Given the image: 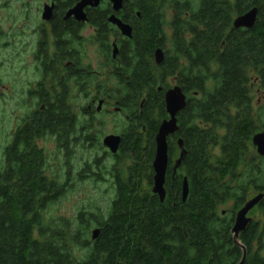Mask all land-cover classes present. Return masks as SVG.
<instances>
[{"label":"trees","instance_id":"trees-1","mask_svg":"<svg viewBox=\"0 0 264 264\" xmlns=\"http://www.w3.org/2000/svg\"><path fill=\"white\" fill-rule=\"evenodd\" d=\"M122 6L148 19V35L140 25V34L132 38L146 35L149 42L135 44L131 57L127 54L133 74L129 87L118 91L122 111L133 96V137L131 149L124 144L115 157L110 205L106 211H79L72 219L51 214L71 184L68 172L61 181L50 171L38 140L54 135L65 161L73 157L71 140L66 110H37L0 150V264H239L242 248L243 264H264L259 252L264 223L261 229L251 222L239 234V245L232 234L235 213L249 192L264 193V158L249 149L254 118L246 86L249 75L264 76V0H123ZM164 7L173 10L170 50L156 67L152 55L165 37ZM252 8L257 9L255 26L234 29L233 18ZM175 74L187 95L178 116L184 169L172 178L167 168L160 202L151 191L152 161L154 134L166 116L156 78ZM143 90L147 99L139 115ZM122 132L126 139V127ZM175 156L171 141L169 161ZM84 167L79 178L99 175L86 172L100 168L96 159ZM183 178L188 185L184 202ZM228 202L231 207L220 210ZM257 207L264 217V198ZM93 226L99 229L95 240L92 231L89 236Z\"/></svg>","mask_w":264,"mask_h":264},{"label":"flooded vegetation","instance_id":"flooded-vegetation-1","mask_svg":"<svg viewBox=\"0 0 264 264\" xmlns=\"http://www.w3.org/2000/svg\"><path fill=\"white\" fill-rule=\"evenodd\" d=\"M80 1L47 0L42 6L34 8V11L32 7L24 9L23 19L33 21L29 33L30 41H33V48L27 55L32 62L33 81L29 83L25 90L20 91V108L23 109V113L18 116V121L14 125L9 141L15 133H22L28 124V116L34 117L37 110L44 112L45 109L51 106L66 110L68 118L66 133L68 140H71L70 146L72 147L70 148L68 145V149H71L70 153L72 155L79 148L92 149L93 147H99L104 150L103 154L106 158L115 161L116 155L124 144H126V148L131 149V138L133 137L135 107L133 96L129 94L127 98L126 111H122L123 108L119 104L118 97L119 88H123V85L129 87V77L133 74L131 58L127 59V54L130 56L135 44H148L149 41L146 35H148L149 22L143 15L142 18L140 12L134 7L122 6L119 11L115 12L110 0H100L96 6H83L81 16L72 14ZM163 10L164 20L167 12L171 11L170 17H173V10L167 7H164ZM112 17L131 28L130 38L121 35L118 27L110 21ZM131 19H134L135 22L131 23ZM140 25L142 33L146 35L145 37L136 36L135 41H133L134 34H140ZM162 28L165 37L161 40L159 47L154 49L152 55L156 67L163 64L170 50L168 42L171 39V29L167 25ZM167 29L169 33L166 32ZM19 35H21L20 30ZM115 48L116 54L114 56L113 51ZM157 50L162 53V62L159 65L155 63V52ZM248 78L246 86L248 88L251 114L254 118V132L250 139L249 149L251 155L264 158L258 155L256 147L252 144L255 135L264 134V76L253 77L249 75ZM167 79H170L172 84L164 87V82ZM252 80H255L254 85L251 83ZM255 85L256 87H254ZM174 87H178L182 92L176 74L173 76L166 75L159 81L156 79V91L160 94L159 97L166 116L160 121L158 127L162 121L169 120L165 106V94ZM253 90L258 96L255 104L252 98ZM182 94L185 97L186 106L187 95L183 92ZM193 95L196 97V93H193ZM146 97V90H143L137 107L139 115H141ZM182 111L177 113L175 117L177 132L167 138V144L173 141L176 147V156L171 158L170 161L168 157L169 166L167 168H171L172 178L184 169L183 162H181L176 171H173L175 161L181 151H185L183 138L179 135L180 127L178 123V116ZM117 116L123 119V126L121 131L111 135L119 136L121 140L117 152L111 154L102 144L103 139L109 136H102L103 120L110 121L117 118ZM125 127L128 130L126 139L122 135V130ZM156 133L157 131L154 134V139ZM46 137L55 139L54 135ZM41 140L43 139L41 138L38 141ZM9 141L5 146L8 145ZM179 141L182 147L178 146ZM115 169L116 167H113V170ZM260 256L264 258L261 254Z\"/></svg>","mask_w":264,"mask_h":264},{"label":"rangeland","instance_id":"rangeland-1","mask_svg":"<svg viewBox=\"0 0 264 264\" xmlns=\"http://www.w3.org/2000/svg\"><path fill=\"white\" fill-rule=\"evenodd\" d=\"M46 2L47 0H0V150L9 141L14 125L18 121V116L23 113V109L20 108V91L25 90L29 83L33 81L32 62L30 57L27 56L33 48V41H30L29 37L31 22L33 21L23 19L24 9L32 7L34 11V8L42 6ZM170 12L165 15L167 27H169L168 24L172 20ZM19 30L21 35H19ZM166 32L169 33V30L167 29ZM156 79L160 80L158 77ZM251 83L254 85L255 80H252ZM171 84L170 79H167L164 82V87ZM252 98L255 104L258 96L254 93V90L252 91ZM120 118L117 116V118L110 121L103 120L102 136L121 131L123 119ZM38 146L44 149L49 156L50 171L55 175L58 174L61 181L66 178L65 172L69 173L68 178L70 180H66L71 184V188L69 187L61 200L52 207V215L72 219L79 211L107 210L114 195L115 177L112 172H114L113 167H117V165L112 159L104 156V150L99 147H93L92 149L79 148L72 155L70 161H65L64 154L57 149V144L52 138H44L39 141ZM212 154L218 155V150L214 149ZM93 159H96L100 168L88 167L86 172L90 171L99 175L94 176L95 174L85 173L83 177L79 178L77 173L82 168L85 169V164H91ZM255 195L257 194L251 190L247 200ZM231 204V202H228L222 205L220 210L229 209ZM247 217L253 223H258L262 229L264 217L257 206L247 214ZM94 229L95 226L90 229L89 236ZM261 242L259 252L264 257V233ZM257 248L255 247V250Z\"/></svg>","mask_w":264,"mask_h":264},{"label":"water","instance_id":"water-1","mask_svg":"<svg viewBox=\"0 0 264 264\" xmlns=\"http://www.w3.org/2000/svg\"><path fill=\"white\" fill-rule=\"evenodd\" d=\"M100 0H81L76 8L72 11V14L81 16L82 7L86 5L96 6ZM112 7L115 12L119 11L122 8L123 0H110ZM258 19L257 9L252 8L245 12L244 14L237 16L232 23L234 29H247L251 30ZM110 21L115 24L121 35L130 38L131 37V28L123 24L120 20L112 17ZM116 54V48L113 51V55ZM162 62V53L160 50L155 52V63L159 65ZM165 106L166 112L169 116V120H164L158 127L157 133L155 135V152L154 158L152 161V170H153V184H152V193L156 195L160 202L165 198V173L168 166V144L167 138L170 135H173L177 132L176 125V114L182 111L185 107V97L182 94L181 90L178 87H174L165 94ZM121 138L119 136L109 135L103 139V146L107 148L111 154H115L119 148ZM253 146L256 147L257 153L260 156L264 157V134L260 133L253 137L252 139ZM178 146L182 147L181 142H178ZM185 151L182 150L178 159L175 161L173 166V171L175 172L182 160L184 159ZM181 200L184 202L188 195V185L186 178H183L181 184ZM264 198V193L255 195L253 198L247 200L244 205L235 213L234 223L232 227L233 241L238 243L239 234H241L247 226L252 222L250 218L247 217V214L256 207L260 201ZM99 229H94L91 232V239L95 240L98 237ZM243 250V256L239 264L244 263L245 259V250Z\"/></svg>","mask_w":264,"mask_h":264},{"label":"bare ground","instance_id":"bare-ground-1","mask_svg":"<svg viewBox=\"0 0 264 264\" xmlns=\"http://www.w3.org/2000/svg\"><path fill=\"white\" fill-rule=\"evenodd\" d=\"M123 36V35H122ZM187 180V179H186Z\"/></svg>","mask_w":264,"mask_h":264}]
</instances>
